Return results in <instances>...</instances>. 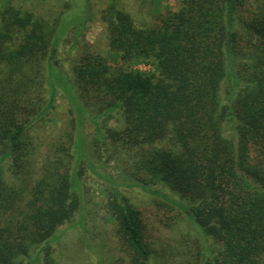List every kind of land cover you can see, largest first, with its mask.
<instances>
[{
    "label": "trees",
    "instance_id": "1",
    "mask_svg": "<svg viewBox=\"0 0 264 264\" xmlns=\"http://www.w3.org/2000/svg\"><path fill=\"white\" fill-rule=\"evenodd\" d=\"M178 1L139 24L109 0L110 56L76 40L72 81L57 69L58 45L85 18L0 3V264L38 262L81 208L85 119L103 122L100 141L131 185L180 208L218 246L196 242L204 264H264V0ZM140 64L151 69H129ZM59 90L73 130L36 174L30 130ZM158 184L180 202L152 190ZM113 214L132 260H149L140 213L121 200ZM45 264H55L49 252Z\"/></svg>",
    "mask_w": 264,
    "mask_h": 264
},
{
    "label": "rangeland",
    "instance_id": "2",
    "mask_svg": "<svg viewBox=\"0 0 264 264\" xmlns=\"http://www.w3.org/2000/svg\"><path fill=\"white\" fill-rule=\"evenodd\" d=\"M11 1L18 7L40 15H62L66 22L85 18L81 33L77 35V28L70 26L58 45L57 69L70 81L73 80L72 63L78 56V49H72L76 40L88 44L91 51L110 56L108 33L101 18L109 0ZM115 2L139 24L152 22L158 16L179 7L178 0ZM129 69L148 71L151 68L140 64L132 65ZM227 87L229 88V84H224V97ZM73 118L67 97L59 90L55 107L36 120L30 130L36 148L33 172L40 173L42 166L50 158H54L56 146L67 132L73 130ZM98 123L85 119L81 131L85 148L80 143V150L76 152V161L82 158L77 190L82 202L81 208L70 222L57 229L55 239L45 246L39 256L40 260L35 262L32 254L25 264H45L47 252L55 264H204L197 243L200 242L208 250H217L218 246L180 208L171 206L163 198L144 191L140 186L131 185L132 181L121 174L119 163L110 160L109 155L113 154L114 147L104 137L100 141L98 128L103 122L100 120ZM107 124L112 127L117 125L115 119ZM85 154L86 157H83ZM75 175L72 173L73 179ZM152 190H161L180 202L179 197L165 186L158 184ZM121 200L140 213L146 241L151 250V257L145 262L132 260L118 233L113 204L120 203Z\"/></svg>",
    "mask_w": 264,
    "mask_h": 264
}]
</instances>
